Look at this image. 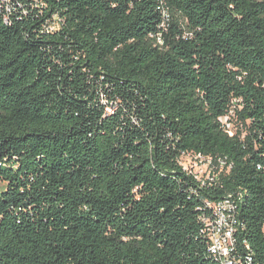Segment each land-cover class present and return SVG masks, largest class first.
Segmentation results:
<instances>
[{
	"label": "trees",
	"instance_id": "obj_1",
	"mask_svg": "<svg viewBox=\"0 0 264 264\" xmlns=\"http://www.w3.org/2000/svg\"><path fill=\"white\" fill-rule=\"evenodd\" d=\"M188 152L225 165L202 182ZM0 182V264H218L227 195L263 264L264 0L0 7Z\"/></svg>",
	"mask_w": 264,
	"mask_h": 264
},
{
	"label": "built area",
	"instance_id": "obj_2",
	"mask_svg": "<svg viewBox=\"0 0 264 264\" xmlns=\"http://www.w3.org/2000/svg\"><path fill=\"white\" fill-rule=\"evenodd\" d=\"M12 0H0V7L4 10L5 16L11 11ZM58 21L50 23L49 29L54 28ZM188 156L189 161L187 165L182 164V157ZM206 162L207 177H198V173L194 168L196 162ZM180 163L185 170H188L195 174L198 179L211 180L216 175L218 168H223L225 161L219 160L215 165L211 158L203 157L200 154L184 153L180 158ZM210 208V214L203 217L204 231L208 237V251L213 256L218 264H242L241 257L238 254L236 242L234 239V233L236 229V204L232 200L231 195H227L224 198L213 202L207 203ZM251 262V258H247V263ZM264 264V263H263Z\"/></svg>",
	"mask_w": 264,
	"mask_h": 264
},
{
	"label": "rangeland",
	"instance_id": "obj_3",
	"mask_svg": "<svg viewBox=\"0 0 264 264\" xmlns=\"http://www.w3.org/2000/svg\"><path fill=\"white\" fill-rule=\"evenodd\" d=\"M226 128L229 129V131L232 133L236 129V124L231 123V122H227ZM189 158L190 157H188V156H183L182 160H181L182 164L187 165ZM206 165L207 164L205 161L196 162V166L194 165V168L196 169V171L198 173V177H201V178L207 177V172H209V169H206V171H205ZM3 188H4V184L2 182H0V190Z\"/></svg>",
	"mask_w": 264,
	"mask_h": 264
}]
</instances>
